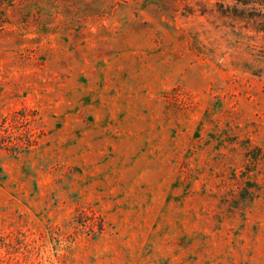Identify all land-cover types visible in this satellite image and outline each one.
Instances as JSON below:
<instances>
[{
  "label": "rangeland",
  "instance_id": "obj_1",
  "mask_svg": "<svg viewBox=\"0 0 264 264\" xmlns=\"http://www.w3.org/2000/svg\"><path fill=\"white\" fill-rule=\"evenodd\" d=\"M235 4L0 0V264H264V25Z\"/></svg>",
  "mask_w": 264,
  "mask_h": 264
},
{
  "label": "trees",
  "instance_id": "obj_2",
  "mask_svg": "<svg viewBox=\"0 0 264 264\" xmlns=\"http://www.w3.org/2000/svg\"><path fill=\"white\" fill-rule=\"evenodd\" d=\"M248 11L251 13L253 12L256 15L255 16L246 15ZM247 19L254 20L255 22L258 21L259 23L257 24L264 25V0H236L235 20L242 21V20H247ZM3 142L8 146L17 145L18 147H21L24 149L33 146V142H24L21 140L17 143H12V142H7V141L6 142L3 141ZM101 231H102V228H100V232Z\"/></svg>",
  "mask_w": 264,
  "mask_h": 264
}]
</instances>
